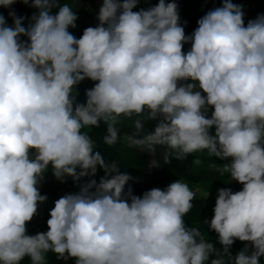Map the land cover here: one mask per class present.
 I'll use <instances>...</instances> for the list:
<instances>
[{
    "label": "clouds",
    "instance_id": "1",
    "mask_svg": "<svg viewBox=\"0 0 264 264\" xmlns=\"http://www.w3.org/2000/svg\"><path fill=\"white\" fill-rule=\"evenodd\" d=\"M16 2L0 0V264H48L50 252L75 264H262L264 12L245 23V6L222 0L186 33L176 0L138 10L139 0H103L99 23L77 37L68 0H23L31 16ZM85 79L94 84L81 102ZM101 124L105 144L123 136L149 167L163 165L161 150L164 164L195 152L226 161L221 171L242 188L217 189L205 220L216 240L186 223L199 189L185 180L134 194L136 178L85 131ZM48 171L78 190L29 234ZM237 239L247 243L233 253Z\"/></svg>",
    "mask_w": 264,
    "mask_h": 264
},
{
    "label": "trees",
    "instance_id": "2",
    "mask_svg": "<svg viewBox=\"0 0 264 264\" xmlns=\"http://www.w3.org/2000/svg\"><path fill=\"white\" fill-rule=\"evenodd\" d=\"M180 0H176L178 2ZM75 9L74 11L78 14L77 20V30L79 36L82 35L84 28L88 26H95L99 23L97 18V12L92 9H80L74 2V0H68ZM234 3L243 4L245 11V23H247L248 19L254 18L258 13L264 12V0H233ZM158 3V0H139L137 8L134 10H138L141 7L147 8L150 5H154ZM222 0H185L184 7L180 11L181 21H187L185 25L186 33H191L197 27V20L201 17L206 11L209 9L221 5ZM15 10L20 15L31 16V14L36 11V9L31 8L23 3V0H17V2L13 5ZM9 9L0 7V13H3L6 17ZM8 23H12L11 17H8ZM26 39V37H25ZM190 47V44L185 45V50ZM94 84L90 79H85L82 81L78 88L80 90V95L78 100L83 102L85 100V89L92 87ZM126 119L124 120V125L126 127L121 128V132H131L132 129V120ZM155 121L146 122V129L152 130ZM94 141L96 142V147L106 156L107 159L115 160L120 166L121 171H127L136 179L133 181H129L132 184L134 194L140 195L143 191L151 189L153 187L164 188L169 183H171L172 179H183L186 178L189 182H198V183H211L214 188L209 190V195L205 196H196L193 200V208L186 214L185 219L186 223L190 224L193 227H197L201 230L202 234L206 239L216 240V236L214 231H210L205 220H209L214 215L213 209L215 206L217 189L220 187H231L233 191L240 190L242 188V184L239 182L231 181V178L228 173L222 172L221 170L214 171L215 180H211V178H203L199 175H188L186 173L185 166V158L184 159H175L170 158L169 161L164 164L163 156H157L156 159L160 160L163 164L159 167H149L148 162L152 159L148 154L143 151L129 146L125 144L120 138L114 145H107L103 141V136L105 133V126L101 124L98 128L88 127L85 129ZM103 170L98 169L96 174L97 181L99 177L102 176ZM146 175H150V177H146ZM46 176H52L53 173L48 171ZM56 178V177H55ZM88 179V177L82 178L83 180ZM60 181V180H59ZM62 182V181H61ZM67 187L68 191H77L78 190V182H74L71 177H67L62 183L61 188ZM58 187H56L52 182L47 181L44 186L45 194L54 195L58 191ZM47 208L44 211H38V215H36L33 220L28 225L29 234H35L38 231H46L48 228L47 219L49 218V210ZM43 220V227L39 228L37 226L38 220ZM247 242H242L237 239L232 247L231 251L233 253L240 250L244 244ZM48 264H75V258H70L68 261L57 260L56 254L48 253ZM28 257H25V264H27ZM261 262L264 264V257H261Z\"/></svg>",
    "mask_w": 264,
    "mask_h": 264
},
{
    "label": "rangeland",
    "instance_id": "3",
    "mask_svg": "<svg viewBox=\"0 0 264 264\" xmlns=\"http://www.w3.org/2000/svg\"><path fill=\"white\" fill-rule=\"evenodd\" d=\"M74 2L80 9L90 8L93 11L97 12L99 11V7L102 4L103 0H74ZM177 3L179 5V11H181V9L184 7L185 0H180ZM70 31H72L74 35L79 37L77 27L74 29H70ZM121 139L125 144L129 145L123 136L121 137ZM135 148L141 150L139 147H135ZM144 153L148 154L151 157L149 153L147 152H144ZM160 155H162V150L158 151L155 154V158ZM225 162L226 161L220 160L217 157H210L207 154V152H195L185 157L184 164L186 166V173L188 175H191V176L199 175L200 177H203V178H209V179L211 178V180H215L216 177H215L214 171L221 170L222 168L221 164ZM146 177H150V175H146ZM174 180L176 179H172L171 182H173ZM183 180H185L194 191L199 189L196 196L198 195L205 196L207 195L210 189L214 188L211 183H204V182L198 183L195 181L189 182L188 180H186V178H183ZM47 181L52 182L59 189L54 195L47 194L48 200L44 204L41 205L39 211H44L47 208L54 207V201L68 191V188L65 186L61 188L62 182L59 181L57 178L45 175V178L41 181V187H40L42 194H45L44 186ZM233 182H236V181H233ZM37 226L39 228L43 227L42 219L38 220Z\"/></svg>",
    "mask_w": 264,
    "mask_h": 264
}]
</instances>
